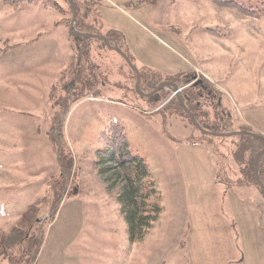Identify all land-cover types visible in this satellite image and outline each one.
I'll list each match as a JSON object with an SVG mask.
<instances>
[{
    "label": "rangeland",
    "instance_id": "rangeland-1",
    "mask_svg": "<svg viewBox=\"0 0 264 264\" xmlns=\"http://www.w3.org/2000/svg\"><path fill=\"white\" fill-rule=\"evenodd\" d=\"M74 1L85 32L123 39L143 93L145 78L177 79L209 131L264 136V0H238L254 15L212 0ZM71 19L68 0H0V264H264L261 150L200 131L168 90L140 94L122 56L74 36ZM111 122L159 191L143 241L130 239L120 179L110 187L96 164Z\"/></svg>",
    "mask_w": 264,
    "mask_h": 264
},
{
    "label": "trees",
    "instance_id": "trees-1",
    "mask_svg": "<svg viewBox=\"0 0 264 264\" xmlns=\"http://www.w3.org/2000/svg\"><path fill=\"white\" fill-rule=\"evenodd\" d=\"M6 3L18 2H30L34 0H4ZM214 3L223 6H231L239 9L245 14L254 15L255 11H252L247 4L239 3L238 0H212ZM263 4V2H262ZM248 7H247V6ZM76 29L81 32H85V29L76 24ZM112 38V40L119 47H123L124 41L121 38H116L113 35H107ZM89 40V39H88ZM87 40V41H88ZM142 79V72H141ZM144 80V79H142ZM146 88L143 91H153L161 80L156 81V79L145 78ZM144 81H141V85ZM201 95V94H200ZM191 98V97H190ZM186 100L187 106L191 105V100ZM192 99V98H191ZM182 107V106H181ZM186 114L187 112L184 111ZM188 115V114H187ZM199 117V116H198ZM207 117L210 116L207 115ZM208 119L197 120L201 127L209 130L206 121ZM216 131V130H215ZM245 139L242 140V146L246 150H250V153L258 152L264 148V140L258 137L245 135ZM99 142L101 144V149H99V160L96 164L99 166L100 173L105 176V180L109 183L110 187H115L116 181H121L120 193L118 194V200L121 204V210L125 216L128 224V231L130 239L132 241H143L145 237L149 234L150 229L153 227L154 223L159 219L163 208L159 205L155 199L159 198V191L156 188L155 183L150 179V169L146 164L144 158L134 154L128 145L127 134L125 128L118 122H111L100 134ZM264 156V154H263ZM262 158V156H261ZM260 158V160H261ZM259 160V161H260ZM250 171H254L250 168ZM262 172V171H260ZM262 176V173H259ZM256 185L259 187L257 181ZM260 189V188H259ZM264 197V196H263ZM13 235H16L19 240L15 242L16 246L21 247L22 243L27 239L28 233L20 228H14L12 230ZM29 237V236H28ZM42 232L39 237L33 235L28 238L29 248L28 252H33L35 254L41 247ZM1 240V234H0ZM2 251H6L9 246L0 244ZM28 245V244H27ZM14 246V245H12ZM10 246V247H12ZM27 252V246L22 250L21 253ZM19 263V260L14 258L11 260V264Z\"/></svg>",
    "mask_w": 264,
    "mask_h": 264
},
{
    "label": "water",
    "instance_id": "water-1",
    "mask_svg": "<svg viewBox=\"0 0 264 264\" xmlns=\"http://www.w3.org/2000/svg\"><path fill=\"white\" fill-rule=\"evenodd\" d=\"M69 4L71 5V9H72V19H71V24H70V29L73 33L74 36L76 37H82L85 39H90V38H101L104 39L107 44H109V40L105 37H102L98 34H92V33H87V32H81L78 31L76 29V20H77V7L75 4L74 0H68ZM113 49L118 52L121 56H123V58L129 63V65L133 68V70L136 72L137 74V83H136V88L139 91L140 94H142L143 96L149 97L154 95L155 93H157L159 90H161V88H163L164 86H167L166 82H162L160 83L153 91H151L150 93H143L141 91V76H140V72L138 70V68L136 66H133V64H131V61L129 59V57L123 52V50L117 45L115 44ZM173 87V91L176 93L177 99L180 103V105L182 106V108L187 112V114L190 116L192 122L195 124V126L202 132L206 133V134H210V135H214V136H235V135H249V136H254V137H258L264 140V136L248 131V130H242V131H235V132H227V133H217V132H212L209 130L204 129L203 127L200 126V124L195 120L192 111L187 107L186 103H185V99L183 97V95L181 94V88L179 86H177L176 84H172ZM264 154V148L258 152L255 156V174H256V178L260 183V186L262 188V192L264 195V185L261 183L260 181V177H259V173H258V160L259 158Z\"/></svg>",
    "mask_w": 264,
    "mask_h": 264
},
{
    "label": "flooded vegetation",
    "instance_id": "flooded-vegetation-1",
    "mask_svg": "<svg viewBox=\"0 0 264 264\" xmlns=\"http://www.w3.org/2000/svg\"><path fill=\"white\" fill-rule=\"evenodd\" d=\"M107 39L109 40V45H110V49L112 50V51H114V52H116L114 49H113V47H114V45H115V42L112 40V38H110V37H108L107 36ZM122 50H123V52L126 54V55H128V52L126 51V49H125V47L123 46V47H120ZM116 53H118V52H116ZM119 54V53H118ZM120 55V54H119ZM121 56V55H120ZM122 58H123V56H122ZM124 59V58H123ZM125 60V59H124ZM125 62H127L126 60H125ZM127 64H129L128 62H127ZM129 66V65H128ZM130 67V69H131V66H129ZM132 71H134L133 70V68L131 69ZM139 70V69H138ZM140 72V76H141V70L139 71ZM134 74L136 75V78H137V74H136V72L134 71ZM164 82H166L167 83V86H164L163 88H161V90H159L157 93H155L154 95H152V96H157V97H160L158 94H160L162 91H164V90H168V91H170V92H172V94L173 95H176V93L173 91V87H172V84H176L177 86H179L180 85V81L179 80H177V79H167L166 81H164ZM160 83H162L161 81L159 82V84ZM158 84V85H159ZM189 84V83H188ZM157 85V86H158ZM156 86V87H157ZM186 87H189V85H185ZM185 87V88H186ZM181 88V94L183 95V97H184V99H186V100H189V98H190V96L188 95H186L185 96V92H184V90H185V88H183V87H180ZM184 89V90H183ZM151 92V91H150ZM150 92H148V91H144V93H150ZM176 98H177V96H176ZM178 100V99H177ZM179 102V101H178Z\"/></svg>",
    "mask_w": 264,
    "mask_h": 264
},
{
    "label": "crops",
    "instance_id": "crops-1",
    "mask_svg": "<svg viewBox=\"0 0 264 264\" xmlns=\"http://www.w3.org/2000/svg\"><path fill=\"white\" fill-rule=\"evenodd\" d=\"M107 36V35H106Z\"/></svg>",
    "mask_w": 264,
    "mask_h": 264
}]
</instances>
